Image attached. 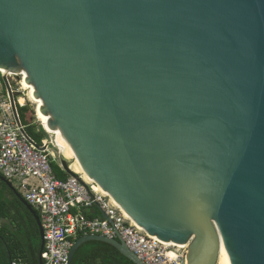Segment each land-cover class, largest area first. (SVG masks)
<instances>
[{
    "label": "water",
    "instance_id": "1",
    "mask_svg": "<svg viewBox=\"0 0 264 264\" xmlns=\"http://www.w3.org/2000/svg\"><path fill=\"white\" fill-rule=\"evenodd\" d=\"M0 70L134 231L187 245L182 264H218L221 247L223 264H264V0H0ZM0 181L34 218L42 264L36 212ZM90 241L142 264L99 236L67 264Z\"/></svg>",
    "mask_w": 264,
    "mask_h": 264
},
{
    "label": "built area",
    "instance_id": "2",
    "mask_svg": "<svg viewBox=\"0 0 264 264\" xmlns=\"http://www.w3.org/2000/svg\"><path fill=\"white\" fill-rule=\"evenodd\" d=\"M4 78L17 95L16 109L22 107L18 86L23 78L0 71V175L38 214L44 241L42 264H67L72 245L83 236L119 240L142 264L185 262L187 245L170 246L134 231L96 198L89 185L70 177L65 181L55 178L51 166L53 154L46 141L36 144L26 134L25 126L16 124ZM93 210L102 217L85 216V212Z\"/></svg>",
    "mask_w": 264,
    "mask_h": 264
},
{
    "label": "trees",
    "instance_id": "3",
    "mask_svg": "<svg viewBox=\"0 0 264 264\" xmlns=\"http://www.w3.org/2000/svg\"><path fill=\"white\" fill-rule=\"evenodd\" d=\"M17 111L28 137L36 144L41 145L44 133L36 131L34 126L28 123L29 108L17 106ZM51 166L56 179L65 181L68 178L56 163L52 162ZM84 214L90 219L100 215L97 210H94L93 214ZM39 252V231L34 218L7 186L0 181V264H11L13 261L39 264ZM71 264L134 263L122 256L115 248L102 242L90 241L76 250Z\"/></svg>",
    "mask_w": 264,
    "mask_h": 264
},
{
    "label": "bare ground",
    "instance_id": "4",
    "mask_svg": "<svg viewBox=\"0 0 264 264\" xmlns=\"http://www.w3.org/2000/svg\"><path fill=\"white\" fill-rule=\"evenodd\" d=\"M1 72H3L5 75L9 74L6 71L0 70ZM22 77V76H20ZM21 88L23 91H25V97L27 98V101L29 103H31L34 107V111H35V118L37 120L38 123H40V125L43 127V129L45 130V132L50 135L53 136V138L55 139V141L53 142V144L55 145V147L58 150V155L62 158H64V160H66L67 162H69V167L70 169L77 174L81 181L84 184L88 183L86 182L85 178L83 177V175L81 174L80 170L78 169L77 165L75 164V162L73 161L72 157L70 156L69 152L67 151V149L65 148L64 144L62 143V141L60 140L59 136L57 135L56 131H50L47 128V122H48V118L46 116H43L39 109L40 106L38 104V102L36 101V99L33 97V94L31 93L30 89L28 88L27 84L25 83V81L22 79L21 82ZM19 103L21 105H23L22 103H24V99L22 97L19 98ZM47 144V142H46ZM170 246H175L174 244H168ZM223 252L224 249L221 247L220 249V255H219V259H218V264H223Z\"/></svg>",
    "mask_w": 264,
    "mask_h": 264
},
{
    "label": "rangeland",
    "instance_id": "5",
    "mask_svg": "<svg viewBox=\"0 0 264 264\" xmlns=\"http://www.w3.org/2000/svg\"><path fill=\"white\" fill-rule=\"evenodd\" d=\"M18 88H20L18 90H20V92L22 93V95L19 94V96L24 99V103H22L23 104L22 107L25 106V107H28L29 108V112L27 114L28 123L31 126H34V128H35L36 131H40V132H43L44 133V138L43 139H44V141L47 142V145L49 147V150L53 154L52 155V161L55 162V163H57V164H60V160L61 159H64V158H62V157H60L58 155V150L55 147V145L53 144V142L55 141V139L53 138V136L48 135L45 132V130L43 129V127L40 125V123L37 122V120L35 118V111H34L33 105L27 101V98L25 97V91H23L21 89V86H18ZM68 164H69V162H68Z\"/></svg>",
    "mask_w": 264,
    "mask_h": 264
},
{
    "label": "crops",
    "instance_id": "6",
    "mask_svg": "<svg viewBox=\"0 0 264 264\" xmlns=\"http://www.w3.org/2000/svg\"><path fill=\"white\" fill-rule=\"evenodd\" d=\"M85 213H89V214H93L94 213V210L93 211H90V212H85ZM98 213L100 214L99 215V217H96V218H100V217H102V215H101V213L98 211ZM3 256H4V254H3Z\"/></svg>",
    "mask_w": 264,
    "mask_h": 264
}]
</instances>
